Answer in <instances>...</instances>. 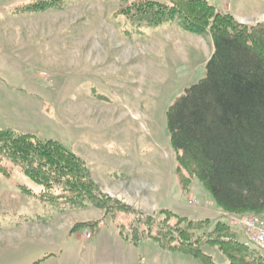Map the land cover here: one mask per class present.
I'll list each match as a JSON object with an SVG mask.
<instances>
[{"label": "rangeland", "instance_id": "1", "mask_svg": "<svg viewBox=\"0 0 264 264\" xmlns=\"http://www.w3.org/2000/svg\"><path fill=\"white\" fill-rule=\"evenodd\" d=\"M37 1L0 0V128L59 141L120 203L148 214L166 208L225 221L240 241L260 251L199 179L183 190L174 173L165 111L204 76L210 37L184 31L179 19L153 28L130 25L121 11L133 0H50L44 10L18 6ZM207 1L241 24L264 22V0ZM0 163V264H54L53 253L68 250L85 229L70 231L82 223L75 221L99 217V208L43 202L37 196L42 186L1 155ZM125 214L119 212L118 221L127 225ZM68 222L74 223L64 230ZM107 223L112 225L109 217ZM202 250L216 264H229L216 247ZM174 255L197 264L190 255Z\"/></svg>", "mask_w": 264, "mask_h": 264}, {"label": "trees", "instance_id": "2", "mask_svg": "<svg viewBox=\"0 0 264 264\" xmlns=\"http://www.w3.org/2000/svg\"><path fill=\"white\" fill-rule=\"evenodd\" d=\"M52 2L39 0L20 9L44 10ZM121 14L124 22L147 28L179 19L184 31L210 37L212 51L204 76L186 87L165 111L174 173L183 190L193 178L199 179L219 210L262 218L264 22L241 24L207 0H133ZM0 155L42 186L39 200H63L77 208L89 202L134 246L147 238L162 250L192 256L197 264H216L202 250L208 245L216 247L229 264H264V253L240 241L225 221L188 218L166 208L148 214L108 196L85 161L57 140L0 128ZM119 212L127 213V225L118 221ZM101 225L102 220L76 223L70 231L97 232Z\"/></svg>", "mask_w": 264, "mask_h": 264}, {"label": "crops", "instance_id": "3", "mask_svg": "<svg viewBox=\"0 0 264 264\" xmlns=\"http://www.w3.org/2000/svg\"><path fill=\"white\" fill-rule=\"evenodd\" d=\"M24 4L18 5L22 6ZM113 195V194H112ZM97 207L93 206L91 209ZM92 219L75 222L95 221L102 219V225L97 232H91L90 238L85 237V229L68 250L60 249L53 253L54 264H189L190 262L174 253L160 249L152 241L142 240L137 246L122 239L115 223L108 225V217L103 218V212ZM72 223L68 222L64 230H69ZM187 255V254H186ZM59 258V259H58ZM197 263V262H196ZM45 264H49L46 260Z\"/></svg>", "mask_w": 264, "mask_h": 264}, {"label": "built area", "instance_id": "4", "mask_svg": "<svg viewBox=\"0 0 264 264\" xmlns=\"http://www.w3.org/2000/svg\"><path fill=\"white\" fill-rule=\"evenodd\" d=\"M223 213L226 217H230V222L233 225H239L244 230L246 237L252 241L260 251L264 252V220L261 217L253 214L241 215L238 213ZM85 237L89 238L90 233L86 232Z\"/></svg>", "mask_w": 264, "mask_h": 264}]
</instances>
